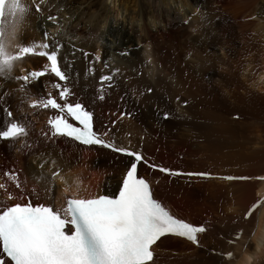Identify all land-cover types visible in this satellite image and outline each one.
<instances>
[{
	"label": "bare ground",
	"instance_id": "6f19581e",
	"mask_svg": "<svg viewBox=\"0 0 264 264\" xmlns=\"http://www.w3.org/2000/svg\"><path fill=\"white\" fill-rule=\"evenodd\" d=\"M12 2L19 11L7 0L2 22L0 131L10 123L26 131L0 139V209L31 203L64 212L69 197L116 193L133 158L53 135L48 122L59 110L42 106L49 98L81 103L118 147L226 176H172L140 164L172 214L205 223L195 243L161 237L146 264H264V0ZM24 47L33 52L18 59ZM51 51L65 80L41 55Z\"/></svg>",
	"mask_w": 264,
	"mask_h": 264
},
{
	"label": "snow or ice",
	"instance_id": "6c2138e0",
	"mask_svg": "<svg viewBox=\"0 0 264 264\" xmlns=\"http://www.w3.org/2000/svg\"><path fill=\"white\" fill-rule=\"evenodd\" d=\"M32 52V48L24 47L18 59ZM41 55L50 62L51 73L60 80L67 78L59 67L57 51ZM31 75L39 77L44 72ZM102 79L110 80L111 77ZM69 94L64 89L59 96L65 99ZM42 106L59 110L60 114L48 122L53 135L71 137L87 145L114 148L93 130L92 114L83 105L67 102L61 105L56 99L49 98ZM65 113L80 126L65 119ZM25 131L23 126L10 123L6 131H0V139L18 138ZM114 150L135 158L115 197L70 199L67 209L63 210L70 218L43 205L17 203L0 209V248L10 258L8 264H146L153 258L151 246L161 237L175 235L198 242V233L204 232L205 228L170 214L153 198L149 183L137 176V164L143 160L141 154L120 148ZM160 171L179 174L165 168ZM69 225L73 229L71 232L66 231ZM0 264L5 261L0 260Z\"/></svg>",
	"mask_w": 264,
	"mask_h": 264
},
{
	"label": "clouds",
	"instance_id": "9594fccd",
	"mask_svg": "<svg viewBox=\"0 0 264 264\" xmlns=\"http://www.w3.org/2000/svg\"><path fill=\"white\" fill-rule=\"evenodd\" d=\"M7 6L9 8V10H17V11H19L17 5L15 3H13L12 0H9V3H8Z\"/></svg>",
	"mask_w": 264,
	"mask_h": 264
},
{
	"label": "rangeland",
	"instance_id": "374dc122",
	"mask_svg": "<svg viewBox=\"0 0 264 264\" xmlns=\"http://www.w3.org/2000/svg\"><path fill=\"white\" fill-rule=\"evenodd\" d=\"M55 19L57 18L56 16L54 17ZM79 49V48H78ZM183 104V102H182ZM161 119H163L164 121H166L164 118L161 117ZM180 158H181V155H180ZM175 255V254H174Z\"/></svg>",
	"mask_w": 264,
	"mask_h": 264
}]
</instances>
